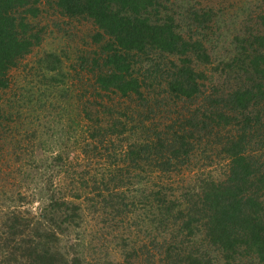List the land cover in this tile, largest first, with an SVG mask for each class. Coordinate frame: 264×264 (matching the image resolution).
<instances>
[{
	"label": "trees",
	"instance_id": "obj_1",
	"mask_svg": "<svg viewBox=\"0 0 264 264\" xmlns=\"http://www.w3.org/2000/svg\"><path fill=\"white\" fill-rule=\"evenodd\" d=\"M191 8L186 35L172 0H0V152L52 153L69 140L57 124L79 131L85 158L105 160L88 180L62 148L47 154L54 163L41 157L74 173L67 194L43 185L39 213L3 211L1 264H264V10L216 56L225 11ZM206 28L216 43L197 34ZM12 130L32 147L1 145ZM84 225L91 239L110 228L121 260L94 262L104 241L63 242Z\"/></svg>",
	"mask_w": 264,
	"mask_h": 264
},
{
	"label": "rangeland",
	"instance_id": "obj_2",
	"mask_svg": "<svg viewBox=\"0 0 264 264\" xmlns=\"http://www.w3.org/2000/svg\"><path fill=\"white\" fill-rule=\"evenodd\" d=\"M172 2L176 6L177 12L180 14V18H182L183 24L186 25L184 27L186 35L189 34L190 32H194V27H195V26H192L193 17H191L188 12L190 11L189 8L191 6H192L191 8L192 10H196L195 12H199V10L203 7L205 8L212 7L215 11L217 9L219 11H225L223 14L219 15L220 16L219 21H217V24H219L222 30V31L221 30L218 31V33L219 32L222 33V36L220 38H223V40L225 41L223 40L220 41L221 45H220V48L218 47V52H215L216 56H221V54H224V51L223 49H221V46H224V45L229 46V42L231 38H233V36L240 30V28H242V25L243 26L248 25L249 21L251 22V20L255 18V16L258 14L259 11L264 10L263 9L264 0H172ZM227 6H230L231 9H226ZM259 20L260 18L256 17L254 21L259 22ZM205 25H207V23H204V26ZM212 32L213 30H211L210 28L209 29L206 28L204 29V31H198L197 34H204L206 38L210 37V41L212 40L214 43H216L212 39L214 35V33ZM82 36L83 34L78 35V37L71 36V39L68 38L69 40L68 45L73 48V45L75 44V42H73L72 40L79 42L78 44L81 45L82 42H80V39ZM62 40L63 42H65L64 39H61V37L58 38L57 40L49 38L48 40H46L44 47L49 48V49L50 48L56 49L59 45L62 44ZM65 45H66V42H65ZM71 49H68V50L72 54ZM15 73L18 74L19 78L21 79L25 77V74L23 72L16 71ZM215 76H217V74H215ZM8 96H9V93H7L6 97ZM61 102H62V97H61ZM71 112L74 114L77 112V110L73 109L72 111L71 109ZM57 113L59 117L61 114L60 118H63L65 117L66 114L67 115L70 114V110L64 111L62 107L61 109L57 110ZM53 115L54 113L52 111L50 113V117H52ZM12 118L20 120V118L18 119L17 116H14ZM39 120H41V123L43 124L44 122H46L47 124V122L51 121L48 115L45 116V114H43V116H41ZM54 127H55V130L62 132L61 136H64L65 134H67V138L69 140H68V143H62L63 145L61 143L56 145L55 143V145H53L52 147V153L47 151V154L49 156H52L53 158L56 156L60 148H62L63 158H66V160L70 158L71 160L74 161V163L77 162V164L80 165V170H82V168H87L91 172L87 174L88 180L93 179L92 173L93 175H95L94 173L96 171H99L98 172L99 177L102 176L100 172H101V164L105 163L104 158L102 157L103 158L102 159L101 157H97V156H94V157L91 156L89 158L88 157L85 158L81 154L79 147L74 145L75 143H77L76 142L77 139L74 141L75 137L79 139L82 138V135H80L79 131L77 132L71 131L72 127L69 128L68 125L66 126L67 128L66 131H61L62 126H59L57 124ZM49 134L51 133H48V135ZM9 136L10 138H13L15 136L13 139V142L16 144L19 143L20 145L19 147L21 146L22 148H25L26 146H28L29 148L32 147L29 143L26 144L27 142L26 139L22 140L20 135H18L16 132L13 133V130L11 132H8V135H7L8 139L4 140L5 142H3L1 145L8 142V140L10 139ZM44 137H47V135H44ZM60 139H63V137ZM59 145L61 147H59ZM6 149L12 150V148H6ZM42 149L43 148L41 149L34 148V149L29 150L31 152L29 153L31 154L30 162L33 163V165L35 166H32L30 162L28 161V159L26 160L23 158V156L26 155L25 152L27 151V149L20 148V150H22V154L19 155L18 153H16L17 155H14V156H13V153L8 155L7 153L0 152V169L3 170V172H1L0 174V181L2 179L3 181H7L5 184L0 183V220L1 222L3 221V218H5V216L3 217V215L4 214L8 215L7 213H3V211L8 206L15 207L14 204H17L16 206L19 205V208L31 209L32 211L39 213V210L42 207V200L40 198L41 193L38 191V189L43 185L44 186L49 185L52 190V193L55 194L57 197L62 198L61 192L67 194L66 189H67L68 183L70 182V177L73 176L74 173L72 171H68V170L66 171V168L61 170L59 166L56 167L55 169H52V168L46 169L47 166L45 167L43 163L38 162V160H42L41 157L44 156L46 158L47 156L46 158L47 164H50V162L54 163L55 161L54 160L52 161L49 158V156L45 154V152H43ZM33 161H37V162L34 163ZM77 164H76V169L78 167ZM33 167H37L39 172H37L35 169H32ZM26 171L28 172V175H26ZM24 174L27 176V178ZM21 182L23 184L19 185L21 184ZM91 183L92 181H89V184ZM18 191L19 192L21 191L20 193H22L23 195H26L27 198L24 199L23 201L22 200L20 201L18 199V196L20 193L17 195ZM134 193L135 192L133 191L130 192L131 195H133ZM84 198H85V195L83 193L82 197L78 198L77 200L78 203L83 204L82 202ZM90 215L96 219H100V217L103 215L102 207L99 206L98 209H96V211H92ZM91 216H88V222L86 221V224L88 226H91V224L95 223L93 222V218ZM149 227L150 228L152 227L151 223H149ZM86 228L88 229V232H86ZM151 229H153V227ZM89 231H90L89 228L86 225H84L81 233H77L75 230L70 234L69 237H66L65 241L63 242H66L68 240L69 242H73L74 245L76 246H79L80 243L84 242L83 243L84 246H82V248L86 249V246L88 245L86 243H88L89 241L90 243L93 241L94 242L104 241L106 246H101V248H98V247L95 248L93 254L89 255L91 258H93V260H95L94 262L99 261L100 259L104 258L105 255H107L111 259L121 260L122 255L120 253V249L118 248L119 244L116 241L117 239H114L113 233L110 232V228L104 227L103 230L101 229L100 232L95 233L96 239H91V235ZM6 233L7 232H5L4 230H0V234H2L4 237H7ZM137 233L134 232L130 234L131 239L136 238L137 240L139 239L141 240L142 237L141 236L137 237ZM112 239L114 240V242L110 243L109 240H112ZM117 244L118 246H116ZM86 251L89 252L88 249ZM0 264H1V261H0Z\"/></svg>",
	"mask_w": 264,
	"mask_h": 264
}]
</instances>
